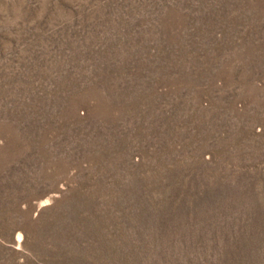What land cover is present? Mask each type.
I'll return each mask as SVG.
<instances>
[{"label":"rangeland","instance_id":"obj_1","mask_svg":"<svg viewBox=\"0 0 264 264\" xmlns=\"http://www.w3.org/2000/svg\"><path fill=\"white\" fill-rule=\"evenodd\" d=\"M0 264H264V0H0Z\"/></svg>","mask_w":264,"mask_h":264}]
</instances>
